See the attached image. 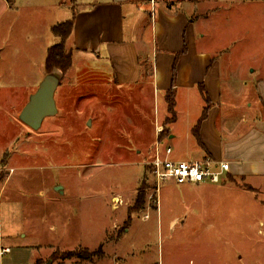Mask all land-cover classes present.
<instances>
[{"label": "rangeland", "instance_id": "rangeland-1", "mask_svg": "<svg viewBox=\"0 0 264 264\" xmlns=\"http://www.w3.org/2000/svg\"><path fill=\"white\" fill-rule=\"evenodd\" d=\"M58 1L0 0V238L11 250L3 264H44L54 252L92 256L52 264H264L259 198L227 194L221 183L211 190L172 182L161 186L156 210L148 173L155 114L149 104L152 114L147 106L140 113L122 99L108 83L115 66L102 54L74 53L54 95L57 115L38 131L19 120L45 77L47 48L59 43L51 28L93 0ZM160 1L193 22L201 13L196 48L220 55L225 73L230 53L238 77L249 53L264 68V0ZM174 154L182 158L184 146ZM138 191H145L144 206L133 213ZM131 220L139 222L126 233ZM108 239L116 256L102 260L99 243Z\"/></svg>", "mask_w": 264, "mask_h": 264}, {"label": "crops", "instance_id": "crops-1", "mask_svg": "<svg viewBox=\"0 0 264 264\" xmlns=\"http://www.w3.org/2000/svg\"><path fill=\"white\" fill-rule=\"evenodd\" d=\"M200 14L195 13L193 22L183 11H169L166 1L93 0L78 10L66 48L73 55L92 53L100 60L102 54L108 59L115 66L108 83L121 90L122 99L130 101L135 112L145 113L142 108L151 105L156 126L160 127L169 114L166 93L171 90L176 117L169 125V137L162 143L172 146L170 157L184 162L205 157L228 162L230 172L218 190L227 194L236 190L243 197L259 198L264 203V68L262 63L254 65V55L249 53L241 78L231 69L233 54H227L230 67L225 73L227 65L221 63L220 55L198 51L199 35L194 30L196 23L204 20ZM175 60L176 82L172 80ZM206 97L209 110L201 122L198 141L194 129L207 104ZM137 130L139 138L143 137L142 127ZM158 136L156 131L150 159L154 158ZM180 146H184L185 154L179 159L174 148ZM188 186L213 190L215 184ZM158 207L157 211L160 204ZM137 222L131 220L126 233ZM20 237L27 235L20 233ZM113 243V239L99 243L102 260L115 258L116 253L108 246ZM4 248L9 247L3 245L1 237L0 264L11 253L2 255Z\"/></svg>", "mask_w": 264, "mask_h": 264}, {"label": "built area", "instance_id": "built-area-1", "mask_svg": "<svg viewBox=\"0 0 264 264\" xmlns=\"http://www.w3.org/2000/svg\"><path fill=\"white\" fill-rule=\"evenodd\" d=\"M163 128H157V135L162 133ZM156 150L153 160L148 163L152 188L157 195L155 204L159 203V193L161 186L165 183L174 182L177 185L210 183L219 185L223 183L230 172L228 162L216 161L210 157L201 160L177 161L171 156L172 146H163V142L156 140ZM163 147V148H162ZM152 198V197H151ZM159 205V204H158ZM148 215H145V219ZM9 248H4L1 254L9 252Z\"/></svg>", "mask_w": 264, "mask_h": 264}, {"label": "trees", "instance_id": "trees-1", "mask_svg": "<svg viewBox=\"0 0 264 264\" xmlns=\"http://www.w3.org/2000/svg\"><path fill=\"white\" fill-rule=\"evenodd\" d=\"M150 1V0H147ZM62 4H65V0H61ZM73 11H72V16L69 20H66L64 22H61L55 26H53L51 28V32L52 34L59 38V43L50 46L49 48H47L46 50V57H45V62H44V68L47 73H52L53 71H59L62 74L67 73L70 69H72L73 66V61H74V55L73 52L67 51L66 48V43L69 40V38L72 35L73 29H74V25H75V18L76 15L78 13V9H76L75 7H72ZM186 47V44L184 43V48ZM186 50V48H185ZM176 60L174 61V66H173V77L172 80L174 82H176V64H175ZM203 90V89H201ZM203 92V91H202ZM166 97H167V111H169L170 114V120L169 122H167L165 124V128L163 129L162 133L159 134L158 136V141L159 142H163L165 141L170 134V130H169V125L171 122L174 121L175 117H176V113L174 110V95L172 93L171 90H169L168 93H166ZM207 100V104L205 106V108L203 109V114L201 116V119L199 120V122L197 123L196 128L194 129V135L196 137V139L199 141V129L201 127V122L202 120H204V118L206 117L207 113H208V108H209V99L206 97ZM149 173V171H148ZM150 174V173H149ZM143 189V188H142ZM146 190V189H144ZM144 198H145V191H138V194L134 200L133 206L131 207L132 212H136L142 209V207L144 206ZM92 255L89 256H79V255H75L74 253H66V254H59L54 252V254L51 256V259L53 261H66V260H71L73 258L78 259V260H82V259H86L88 260ZM39 264V263H38Z\"/></svg>", "mask_w": 264, "mask_h": 264}, {"label": "water", "instance_id": "water-1", "mask_svg": "<svg viewBox=\"0 0 264 264\" xmlns=\"http://www.w3.org/2000/svg\"><path fill=\"white\" fill-rule=\"evenodd\" d=\"M64 75L59 71L45 74L37 90L28 98L27 104L19 113V120L30 130L38 131L46 118L57 115V106L54 95L60 86V77ZM61 188H56L59 190ZM50 259L44 264H52Z\"/></svg>", "mask_w": 264, "mask_h": 264}]
</instances>
